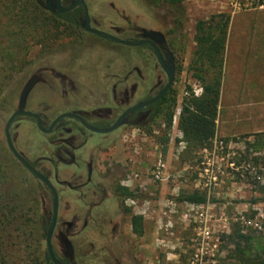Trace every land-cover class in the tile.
<instances>
[{
    "label": "rangeland",
    "instance_id": "obj_1",
    "mask_svg": "<svg viewBox=\"0 0 264 264\" xmlns=\"http://www.w3.org/2000/svg\"><path fill=\"white\" fill-rule=\"evenodd\" d=\"M101 1L100 14L112 23L122 20V27L130 25L132 17L131 32H125L129 35L135 27H172L174 14L160 0L157 5L148 0ZM109 1L116 4L115 12ZM34 2L0 0V264H44L45 207L41 203L46 202L50 209L51 195L11 155L4 136L6 119L17 108L25 83L34 76L40 78L30 90L25 108L40 110L49 121L57 113L73 110V105L68 106L70 101L87 105L98 95L95 89L87 92L85 83L88 73L102 74L112 69L110 65L104 67L107 60L116 59L119 87L134 67L140 66L136 61L138 48L94 36L99 43L81 31L66 29ZM181 6L185 13L183 26L181 32L173 33L180 67L164 108L173 112L171 125H166L164 113H160L142 124L116 130V143L104 149L109 154H102L106 170L102 181L105 187L114 189L113 196L106 200L112 204L96 215L107 209L114 213L116 230L125 246V264H264V137L255 143V128L220 134L218 106L215 135L206 144L188 142L178 128L183 99L202 93L201 83L187 71L195 50L196 22L214 13H226L229 26L237 13L236 23L244 15L253 17L255 23V9L264 7V0H183ZM95 11L92 12L96 14ZM120 29L119 33L107 31L127 39L124 28ZM227 37L228 28L226 41ZM54 71L72 73L73 93L68 89L63 92L62 81L55 78ZM64 98L70 103L62 105ZM219 102L220 94L218 105ZM92 103L90 107L101 102ZM29 118L19 117L10 132L20 154L33 161L32 152L50 155L52 149L48 135L37 131ZM97 138L94 134L90 140ZM38 166L49 174L61 196V217L52 237L56 253L62 256L57 232L62 229L78 253L83 254L85 250L81 249L94 239L92 230L102 224L81 225L86 197L82 191L68 192L58 185L57 179L65 178L64 167H56L55 177L44 159ZM155 171L160 173L159 178L154 176ZM118 186L128 188L131 196L121 195ZM192 191L205 193L207 202L174 200L178 194ZM132 214L143 218L141 236L132 232ZM65 221L73 223L69 229ZM84 258L86 264L92 263V256Z\"/></svg>",
    "mask_w": 264,
    "mask_h": 264
},
{
    "label": "flooded vegetation",
    "instance_id": "obj_2",
    "mask_svg": "<svg viewBox=\"0 0 264 264\" xmlns=\"http://www.w3.org/2000/svg\"><path fill=\"white\" fill-rule=\"evenodd\" d=\"M34 1L39 5V7L48 12L49 16L61 22L63 24V27H65L66 29L81 31L83 34L90 36L91 38L97 40V42L99 43L101 42L98 39L94 38V36L108 39L115 43L119 42L113 41L109 38L100 37L96 33L88 31L84 28L83 23L85 17L83 4L86 6L89 25L92 29L102 31L114 37H118L116 36V34H112L109 31L115 30L119 33L121 31L120 28H124L123 33H125L127 30L131 32L130 28L133 27L132 17H130L129 19L131 21V24H125L122 27V24L120 22L122 20L115 24L112 23L109 19H106V16H102L100 14V9L103 4L101 0H59L61 7L66 8V10L64 11L58 10L55 5V0ZM74 1H77V3L72 8L68 9V7L73 5ZM108 4L110 5L112 11L115 12L116 4H114V2L112 1H109ZM93 9L96 10V14L92 12ZM61 14H66L69 19L63 18ZM125 14L131 16L130 12H126ZM99 27H103L104 30H100ZM170 28L171 27L160 30L150 27H135L134 31H132L134 32L133 34L131 33V35H129V33H125L126 35H128L127 39L118 37L120 39L132 42H138L140 40L146 41L135 46L126 45L127 47L139 49L140 52L136 61H138L140 66L134 67L129 76L127 75L124 78L123 81L125 82L122 87L118 86L121 83L119 82L118 78V80L116 79V71L114 69V62L116 63V59L110 61L107 60V62H104V67L110 65V68L112 69L103 72L102 74L92 72L88 73L89 78L85 83L86 91H90L91 93V91L95 89L97 90L98 94H96V97L93 96L94 98L90 100L91 103L88 101L87 105H82L81 103L76 104L74 101H70L71 104H68V106L73 105L75 107L73 110L63 113H57L49 121H47L46 119L48 118L47 115L43 114L40 110H28L25 108V104V110L32 111L39 116L40 124L43 130L37 126L36 117L31 115H17L13 118L9 125L8 131L10 139L13 143L14 148L19 154L20 151L15 147L10 132V128L19 117H30L29 119L31 120L32 124H34L35 129L41 133L48 135V139L50 140L48 143L51 145L52 149V153L50 155H40L39 151H34L32 152V155L34 156L33 161H30L27 155H23L22 153V155H20L40 174H42L49 180L57 195L56 222L53 233L59 223V218L61 217V215L59 214L61 196L58 194V191L56 190L49 174H45L38 166V164L43 159L49 163L52 171H54L55 177H58V174L55 173L56 167L58 168L59 166H62L64 167V169H66L64 174L65 178H61L59 180L57 179L58 185L64 186L68 192L82 191L81 194L83 195V197H86V199L83 201L86 209L82 213L81 225L87 227L89 224L93 226H95V223H99L100 225L102 224V227L95 226V229L92 230V233L95 235L94 239L88 240V243L86 244V246L88 247H84L81 249L85 250L83 254L78 253L76 247L68 239V235L63 232L62 229H60L57 232L59 241L62 245V256L58 255L52 244V233V248L55 256L62 264H86L84 261V257L88 256L93 257L92 259H90L92 261L91 264H125V246L123 241L119 237L118 231L116 230L117 227L116 221H114V213L111 209L110 211L108 210L109 206L112 203L108 205L109 202L106 201L109 199V197L113 196L112 192H114V189L110 190L109 188L105 187V184H103L102 177L104 176V172L106 170L102 154L107 153L104 151V149L106 147L109 148V144L113 146L116 143L115 134L117 129L125 125H139L150 120L151 114L157 103L162 99H166V97L171 92L176 82L175 79L179 73L180 62L173 48L174 32L172 34L168 33V30ZM144 31H157L160 32V35H155L154 37L149 38L143 35ZM167 71H171L172 81L167 89L163 92V94L158 99L148 104H141L134 110L128 112L124 115L122 124L120 126L109 130V128L116 123V121L120 118V116L126 109L153 98L162 90V88L168 82ZM54 75L55 78L62 81L61 89L64 93L67 89L72 90L71 93L75 91V89H73L75 87V79L72 76V73L68 75L66 73H59L57 71H54ZM33 78L34 84L32 88L36 84H38V82H40L39 77L34 76ZM65 98L64 100H62V105L70 103L65 102ZM94 100L100 101V105L96 107H90V105L93 104L92 102H94ZM65 113H75L79 115L88 126L84 125L76 117L65 116ZM10 115L8 116V118L10 117ZM8 118L6 119V122ZM71 124H75V127H73V125ZM49 127H51L50 130L45 131ZM94 134H96L98 138L91 141L90 138ZM8 149L11 155L19 162V160L12 153L9 147ZM19 164L24 169L29 171L21 162H19ZM32 176L35 177L33 174ZM35 178L47 187V190L51 195L50 209L45 206L46 202L42 201L41 203L43 207H45V213H43L42 215V224H47L46 229H44L43 233L45 240V234L52 217L54 201L53 191L48 187L46 183L42 182L37 177ZM104 208L108 209L103 214L97 217L96 214L102 211ZM114 210L116 211V209ZM65 223L67 229H69V227H71L73 224L72 222L68 221H65ZM65 239H68L72 245L71 256L66 254ZM45 252L48 254L46 242Z\"/></svg>",
    "mask_w": 264,
    "mask_h": 264
},
{
    "label": "trees",
    "instance_id": "obj_3",
    "mask_svg": "<svg viewBox=\"0 0 264 264\" xmlns=\"http://www.w3.org/2000/svg\"><path fill=\"white\" fill-rule=\"evenodd\" d=\"M148 1H150V4L157 5L159 0ZM182 1L160 0L162 3H167L174 14L172 15L173 25L168 30L169 34H172L175 30L181 32L185 16L181 6ZM259 4H262V2ZM61 16L69 19L66 14H61ZM228 21L229 15L226 13H214L208 18L198 20L195 24L193 35L195 50L187 71L191 72L193 78L201 83L202 93L198 97L190 96L183 99L178 119V128L188 142L206 144L215 135V120L223 77ZM166 102L167 98L157 103L150 120L160 113H164L166 125L170 126L173 112L172 110L165 111ZM255 137L257 139L255 143H258L264 137V132L255 133ZM247 144L249 145V143ZM117 190L125 197L131 196V192L126 187L118 186ZM174 200L177 202L203 204L207 202V197L203 192L192 191L182 192L175 196ZM130 223L132 232L141 236L143 233L142 216L132 214ZM46 226V223L42 224L43 230L46 229ZM43 261L44 264H53L46 252L43 253Z\"/></svg>",
    "mask_w": 264,
    "mask_h": 264
},
{
    "label": "crops",
    "instance_id": "obj_4",
    "mask_svg": "<svg viewBox=\"0 0 264 264\" xmlns=\"http://www.w3.org/2000/svg\"><path fill=\"white\" fill-rule=\"evenodd\" d=\"M255 12V23L249 15L236 23V13L228 26L217 119L224 136L249 128L264 132V7Z\"/></svg>",
    "mask_w": 264,
    "mask_h": 264
},
{
    "label": "water",
    "instance_id": "obj_5",
    "mask_svg": "<svg viewBox=\"0 0 264 264\" xmlns=\"http://www.w3.org/2000/svg\"><path fill=\"white\" fill-rule=\"evenodd\" d=\"M77 3V1H74L73 2V5L68 7V9L72 8L75 4ZM55 5L56 7L58 8L59 11H64L66 10V8H62L60 3H59V0H55ZM83 7H84V17H85V20H84V23H83V26L86 30L88 31H91V32H94L96 33L98 36L100 37H104V38H109L113 41H116V42H119V43H122V44H125V45H132V46H135V45H139L143 42H146L145 40H140L138 42H132V41H127V40H123V39H120L118 37H114L110 34H107V33H104L102 31H98V30H95V29H92L89 25V18H88V13H87V9H86V6L83 4ZM143 35L144 36H147V37H154L155 35H160V32H157V31H144L143 32ZM167 74H168V82L167 84L162 88V90L156 95L154 96L153 98L143 102V103H139V104H136L128 109H126L124 111V113L120 116V118L116 121V123L109 128V130L113 129V128H117L118 126H120L122 124V120H123V117L125 114H127L128 112L134 110L136 107L140 106L141 104H148L156 99H158L162 94L163 92L167 89V87L171 84V81H172V73L171 71H167ZM34 84V78H31L27 81V83H25L24 87L22 88L21 92H20V95H19V100H18V106H17V109L10 115V117L8 118L7 122H6V125H5V128H4V133H5V137H6V141H7V144H8V147L10 148V150L12 151V153L17 157V159L19 160V162H21L35 177H37L38 179H40L42 182L46 183L48 185V187L53 191V209H52V217H51V222L49 224V227L46 231V234H45V242H46V247H47V252H48V256L50 257V260L53 264H62L58 258L55 256L54 254V251H53V248H52V244H51V237H52V233H53V230H54V226H55V222H56V212H57V195L54 191V188L53 186L51 185V183L49 182V180L44 177L42 174H40L34 167H32L17 151L16 149L14 148L13 146V143L10 139V136H9V125L11 123V121L13 120L14 117H16L17 115H31V116H34L36 117L37 119V126L42 129L41 127V124H40V118L39 116L32 112V111H28V110H25L24 107H25V104H26V99H27V96L32 88ZM65 116H69V117H76L78 118L84 125H87L83 119L75 114V113H65L64 114ZM62 116V115H61ZM60 116V117H61ZM88 126V125H87ZM51 127H49L47 130L45 131H49ZM91 128V127H89ZM43 130V129H42ZM65 248H66V254L67 255H72V245L70 243V241L68 239H65ZM71 264H75V263H71Z\"/></svg>",
    "mask_w": 264,
    "mask_h": 264
},
{
    "label": "built area",
    "instance_id": "obj_6",
    "mask_svg": "<svg viewBox=\"0 0 264 264\" xmlns=\"http://www.w3.org/2000/svg\"><path fill=\"white\" fill-rule=\"evenodd\" d=\"M158 165H159V164H158ZM159 174H160V173H159L158 171H155V172H154V176H155L156 178H159ZM206 234H208V232H206Z\"/></svg>",
    "mask_w": 264,
    "mask_h": 264
}]
</instances>
